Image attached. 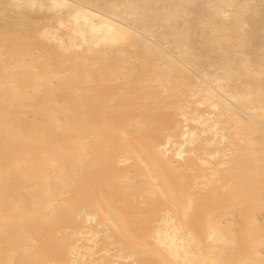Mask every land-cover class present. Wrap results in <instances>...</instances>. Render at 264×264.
Returning <instances> with one entry per match:
<instances>
[{
  "label": "bare ground",
  "instance_id": "bare-ground-1",
  "mask_svg": "<svg viewBox=\"0 0 264 264\" xmlns=\"http://www.w3.org/2000/svg\"><path fill=\"white\" fill-rule=\"evenodd\" d=\"M0 264H264V0H0Z\"/></svg>",
  "mask_w": 264,
  "mask_h": 264
},
{
  "label": "snow or ice",
  "instance_id": "snow-or-ice-1",
  "mask_svg": "<svg viewBox=\"0 0 264 264\" xmlns=\"http://www.w3.org/2000/svg\"><path fill=\"white\" fill-rule=\"evenodd\" d=\"M109 31H111V29H109Z\"/></svg>",
  "mask_w": 264,
  "mask_h": 264
}]
</instances>
